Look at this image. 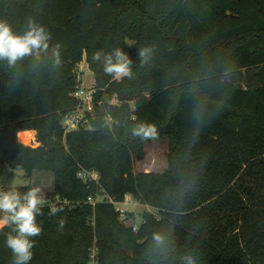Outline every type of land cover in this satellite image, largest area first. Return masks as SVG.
<instances>
[{"label": "trees", "instance_id": "obj_1", "mask_svg": "<svg viewBox=\"0 0 264 264\" xmlns=\"http://www.w3.org/2000/svg\"><path fill=\"white\" fill-rule=\"evenodd\" d=\"M0 20L20 34L30 20L45 26L63 59L58 68L47 55L13 68L0 61V170L50 172L45 197L65 201L56 216L43 208L29 264H184L187 254L197 264H264V0H0ZM147 45L154 52L141 67ZM116 47L133 61L132 79L92 60ZM84 59L93 114L65 132ZM142 121L171 140L162 173L135 171L150 140L131 134ZM26 130L38 146L20 142ZM126 195L157 214L126 225L115 206ZM8 231L0 264L12 260Z\"/></svg>", "mask_w": 264, "mask_h": 264}, {"label": "clouds", "instance_id": "obj_2", "mask_svg": "<svg viewBox=\"0 0 264 264\" xmlns=\"http://www.w3.org/2000/svg\"><path fill=\"white\" fill-rule=\"evenodd\" d=\"M52 33L45 26L29 21L27 29L22 33L13 31L6 20H0V61L13 68L26 58L39 60L47 55L53 67H60L63 63L61 45L52 44ZM151 45L139 48V64L143 67L153 55ZM92 60L102 65L103 72L115 80L133 78V61L121 48L110 51L99 49L92 54ZM131 134L141 139L155 140L159 131L155 124L140 122L133 126ZM48 206L50 217L56 216L61 208L49 204L39 186L31 187L21 192L16 189H0V230L7 227L5 246L11 255V264H29L34 256L35 237L42 234L43 226L38 217L44 215L43 208ZM62 226V225H61ZM152 241L156 249H163L167 245V238L159 233L152 234ZM184 264H197L195 255L187 254L183 257Z\"/></svg>", "mask_w": 264, "mask_h": 264}, {"label": "rangeland", "instance_id": "obj_3", "mask_svg": "<svg viewBox=\"0 0 264 264\" xmlns=\"http://www.w3.org/2000/svg\"><path fill=\"white\" fill-rule=\"evenodd\" d=\"M131 44L130 40H126V45ZM126 52L125 49H122ZM77 74L81 76V85L85 88L94 87V74L89 69L86 59H84L76 68ZM117 102V100H115ZM36 136V135H35ZM19 137V136H18ZM20 140V138H19ZM21 141V140H20ZM22 142V141H21ZM26 145L38 146L36 137L30 141H23ZM171 150V140L167 135H163L155 140L144 141L142 152L136 157V172H159L162 173L169 168V154ZM54 177L50 172H34L28 177L23 170H0V189H16L21 191L26 188L27 191L31 187L39 186L44 196L53 189ZM118 210H123L121 220L126 225L139 226L142 222V213L151 212L157 214V210L149 205H143L131 198L129 202L115 204Z\"/></svg>", "mask_w": 264, "mask_h": 264}, {"label": "built area", "instance_id": "obj_4", "mask_svg": "<svg viewBox=\"0 0 264 264\" xmlns=\"http://www.w3.org/2000/svg\"><path fill=\"white\" fill-rule=\"evenodd\" d=\"M81 76L77 74V85L75 91L73 92V97L78 100L79 104L75 110L64 116L63 118V126L65 132H69L74 129H78L80 126H89V115L93 114V99H94V88H85L81 85ZM79 176L84 180H96L98 178V174L94 171L82 170L79 172ZM49 204H54L57 206L58 204L65 203V201H61L60 199H48L46 198ZM131 200L129 195L125 196L124 202L126 203ZM88 201H92L91 198H88ZM118 204V203H117ZM47 206V205H46ZM122 213V209L119 210Z\"/></svg>", "mask_w": 264, "mask_h": 264}, {"label": "bare ground", "instance_id": "obj_5", "mask_svg": "<svg viewBox=\"0 0 264 264\" xmlns=\"http://www.w3.org/2000/svg\"><path fill=\"white\" fill-rule=\"evenodd\" d=\"M19 138L21 141H30L33 138V133L31 131L21 132Z\"/></svg>", "mask_w": 264, "mask_h": 264}, {"label": "crops", "instance_id": "obj_6", "mask_svg": "<svg viewBox=\"0 0 264 264\" xmlns=\"http://www.w3.org/2000/svg\"><path fill=\"white\" fill-rule=\"evenodd\" d=\"M26 131H31L32 133H33V140L35 139V135H36V132L34 131V130H26ZM21 132H25V131H21ZM21 132H19V134L21 133ZM19 134H18V136H19ZM19 138V137H18ZM21 142V141H20ZM23 142V141H22Z\"/></svg>", "mask_w": 264, "mask_h": 264}, {"label": "water", "instance_id": "obj_7", "mask_svg": "<svg viewBox=\"0 0 264 264\" xmlns=\"http://www.w3.org/2000/svg\"><path fill=\"white\" fill-rule=\"evenodd\" d=\"M25 190H26V188H22V190H21V191H22V192H24Z\"/></svg>", "mask_w": 264, "mask_h": 264}]
</instances>
